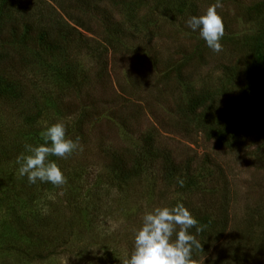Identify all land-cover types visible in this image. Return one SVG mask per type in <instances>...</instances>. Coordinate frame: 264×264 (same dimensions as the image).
<instances>
[{
    "label": "rangeland",
    "instance_id": "1",
    "mask_svg": "<svg viewBox=\"0 0 264 264\" xmlns=\"http://www.w3.org/2000/svg\"><path fill=\"white\" fill-rule=\"evenodd\" d=\"M44 1L69 25L60 40L18 32L0 42L10 55L0 85V264H124L143 215L178 202L213 221L189 230L202 245L195 264H234L236 248L240 264H264V103L243 92L264 0H220L219 53L185 26L216 0H101L84 11ZM77 119L86 120L80 134ZM57 122L79 137L70 156L49 157L67 183L29 184L16 157ZM200 122L227 131L236 122L239 138L219 146ZM144 136L153 147L141 175L106 185L103 149L135 150Z\"/></svg>",
    "mask_w": 264,
    "mask_h": 264
},
{
    "label": "clouds",
    "instance_id": "2",
    "mask_svg": "<svg viewBox=\"0 0 264 264\" xmlns=\"http://www.w3.org/2000/svg\"><path fill=\"white\" fill-rule=\"evenodd\" d=\"M220 0L210 5L202 15H189L185 26L198 32L205 46L214 53L222 51L220 41L224 36V25L217 9ZM42 143L35 146L25 144L24 152L16 157L18 173L26 177L29 184L50 183L54 187L67 183L58 165L50 156L66 158L77 150L79 137H66L65 125L57 122L44 127L38 133ZM176 184L184 186V180L177 177ZM199 234L203 226L182 204L173 207H155L142 217L141 226L134 232L133 250L124 264H195L193 249L201 251V243L189 230ZM174 237V238H173Z\"/></svg>",
    "mask_w": 264,
    "mask_h": 264
},
{
    "label": "trees",
    "instance_id": "3",
    "mask_svg": "<svg viewBox=\"0 0 264 264\" xmlns=\"http://www.w3.org/2000/svg\"><path fill=\"white\" fill-rule=\"evenodd\" d=\"M100 1L101 0H61L60 8L71 2L80 10L84 11L85 9H93ZM137 4L140 5L141 3ZM120 6L131 7V5H126V1L124 0L120 3ZM68 26L69 25L64 19L56 12L55 8L44 0H0V42L4 37L10 34L16 38L17 33L21 32L24 34L34 33L38 41L49 40L53 44L62 38L64 29H68ZM73 31L75 30L73 29ZM255 49L254 56L246 69V80L243 92L246 97H262L264 103V90L262 89L264 88V29L261 30L255 38ZM9 59V52L0 49V85L1 82L6 83L1 73L3 72V67L8 64ZM222 69L223 80L230 82V69L225 66L222 67ZM228 73H230L229 77H227ZM210 97L211 94L206 92L203 99L198 98L196 101H191L190 108H197L199 105L198 103L202 102V100H208ZM40 112L41 111L37 112L38 114L36 117L29 119L28 123L30 124L34 121H38L37 118H39ZM85 116H87V113L83 114L82 117ZM74 124L80 134L83 132L81 128L86 124V120L77 119ZM200 128L203 130L207 139L214 140L219 146L224 144L228 145L231 139L236 140L239 138L237 132L239 125H237L236 122L233 123L230 131L212 128L205 125L203 122H200ZM140 139L142 145L135 150L114 153L111 148L103 149L105 158L112 157L110 158V160L112 159L111 162L103 167L106 172L100 178L101 180H105L104 182L106 185L108 181H111L112 176L117 180L124 178V180L127 181L128 179L136 178L141 175L143 167L151 159L153 142L149 136L140 137ZM143 156L145 157V161L142 159ZM114 166L128 167V174L126 171L124 172L122 168L116 169ZM94 175L96 178L97 175ZM197 221L201 226L209 225L213 222L208 214L203 215V217L197 219ZM213 241L214 240H207L204 244L202 243L204 249L206 250ZM260 249H263V247H260ZM243 254L240 248H236L233 251L231 260L234 264H240L239 261L241 259L243 260Z\"/></svg>",
    "mask_w": 264,
    "mask_h": 264
}]
</instances>
